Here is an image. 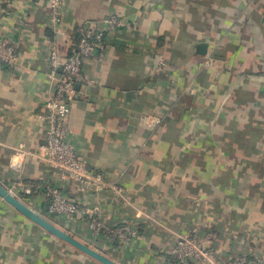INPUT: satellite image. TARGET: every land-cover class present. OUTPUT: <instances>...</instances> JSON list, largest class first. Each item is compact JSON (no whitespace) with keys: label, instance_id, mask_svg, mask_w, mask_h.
Wrapping results in <instances>:
<instances>
[{"label":"crops","instance_id":"crops-1","mask_svg":"<svg viewBox=\"0 0 264 264\" xmlns=\"http://www.w3.org/2000/svg\"><path fill=\"white\" fill-rule=\"evenodd\" d=\"M112 15L125 26L84 59L90 83L76 85L68 140L129 202L111 191L82 192L65 171H52L37 117L56 89L51 47L65 57L78 25ZM0 38L18 46L20 61L14 68L0 60L6 188L40 210L50 180L87 211L69 229L57 225L121 264H182L169 253L180 234L210 240L224 264L264 259V0H66L60 33L45 0H0ZM202 43L206 54L198 53ZM160 60L168 67L155 72ZM143 116L161 123L145 127ZM19 144L38 157L14 170L9 159ZM91 218L133 223L140 237L125 249L88 241ZM0 264L100 263L0 197Z\"/></svg>","mask_w":264,"mask_h":264},{"label":"built area","instance_id":"built-area-1","mask_svg":"<svg viewBox=\"0 0 264 264\" xmlns=\"http://www.w3.org/2000/svg\"><path fill=\"white\" fill-rule=\"evenodd\" d=\"M45 1L50 24L55 32L60 33L66 0ZM124 26L125 22L119 15H112L97 23H84L75 28L76 39L70 40V53L65 57H62V51L57 45L51 47L49 76L57 80L56 89L43 104L37 117L45 128L44 141L41 145L43 160L52 171H65L82 192L111 191L117 199L129 202L124 190L108 181L102 174L89 169L68 140L71 133L70 115L76 85L80 82L90 83L83 75L84 59L94 57L96 49L104 48V38L107 33ZM0 60L14 68L20 66L18 46L8 38H0ZM167 67V62L160 60L155 67V72L163 71ZM160 123L159 118L149 116L141 118V124L148 128ZM37 157L38 155L24 144H19L14 148L9 164L14 170H21L26 158L35 159ZM16 185L23 193L26 192L21 183ZM42 188L49 214L72 221L83 220L86 217L85 208L80 203L66 197L63 191L50 180H44ZM9 190L16 195L12 188ZM22 195L17 194L16 196L28 204L29 201ZM87 224L92 238L103 237L114 244L117 243L122 249L130 246L140 237L139 229L133 223L111 225L104 220L91 218L87 220ZM169 253L182 264H224L211 247L210 240L209 242L202 241L189 234L178 235ZM234 264H264V259L240 256L235 259Z\"/></svg>","mask_w":264,"mask_h":264},{"label":"water","instance_id":"water-1","mask_svg":"<svg viewBox=\"0 0 264 264\" xmlns=\"http://www.w3.org/2000/svg\"><path fill=\"white\" fill-rule=\"evenodd\" d=\"M208 44L202 43L198 47L199 54H206ZM0 197L13 208L18 210L24 217L41 227L43 230L51 234L53 237L66 242L82 254L92 258L100 264H121L102 252L91 247L89 244L75 237L59 225L43 216L38 210L29 206L16 195H14L6 186L0 182Z\"/></svg>","mask_w":264,"mask_h":264},{"label":"trees","instance_id":"trees-1","mask_svg":"<svg viewBox=\"0 0 264 264\" xmlns=\"http://www.w3.org/2000/svg\"><path fill=\"white\" fill-rule=\"evenodd\" d=\"M23 197H26V199H28V201H30V199H31V197L30 196H26V195H22ZM38 209V208H37ZM40 213L43 215V216H45V217H47L48 219H50L51 221H53L54 223H58V224H60V225H62V226H64V227H66V228H70V224L71 223H73L74 221H72V220H69V219H65V218H60V217H57V216H55V215H53V214H49V212H48V208H47V204H46V206H44V207H42V208H40ZM65 221V222H64ZM64 222V223H63ZM72 225V224H71ZM85 238L88 240V241H93L95 238H92L91 237V235H90V233L89 232H87V235L85 236ZM98 239H101V240H105V238H103V237H99ZM116 245H117V243H115Z\"/></svg>","mask_w":264,"mask_h":264},{"label":"rangeland","instance_id":"rangeland-1","mask_svg":"<svg viewBox=\"0 0 264 264\" xmlns=\"http://www.w3.org/2000/svg\"><path fill=\"white\" fill-rule=\"evenodd\" d=\"M34 209H36V210H38L39 211V209H37V208H34ZM40 212V211H39ZM84 240V239H83Z\"/></svg>","mask_w":264,"mask_h":264}]
</instances>
